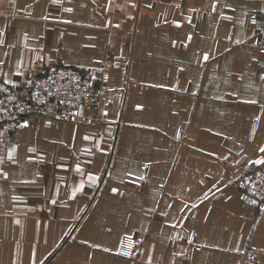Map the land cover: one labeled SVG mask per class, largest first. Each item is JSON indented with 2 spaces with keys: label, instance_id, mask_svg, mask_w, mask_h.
Listing matches in <instances>:
<instances>
[{
  "label": "crops",
  "instance_id": "0c3cea01",
  "mask_svg": "<svg viewBox=\"0 0 264 264\" xmlns=\"http://www.w3.org/2000/svg\"><path fill=\"white\" fill-rule=\"evenodd\" d=\"M212 3L0 0V80L27 84L58 63L98 91L81 108L90 124L26 117L11 134L0 264H238L248 243L264 264V215L235 186L264 159V47L249 22L264 0ZM126 239L134 260L116 254Z\"/></svg>",
  "mask_w": 264,
  "mask_h": 264
},
{
  "label": "built area",
  "instance_id": "2783aa9c",
  "mask_svg": "<svg viewBox=\"0 0 264 264\" xmlns=\"http://www.w3.org/2000/svg\"><path fill=\"white\" fill-rule=\"evenodd\" d=\"M249 22L254 28V43L264 47V16L259 18L251 13ZM30 81L32 83L13 87L0 80V156L23 118L37 116L79 124H90L95 119L92 113L81 110L98 103L93 80L81 67L51 63L35 72ZM182 136L183 129L178 128L176 137L181 139ZM235 186L241 206L264 215V165L247 161L235 178ZM192 239L193 232L189 241ZM262 251V246L246 244L239 252L238 264H255ZM116 254L129 260L135 258V250L125 244Z\"/></svg>",
  "mask_w": 264,
  "mask_h": 264
},
{
  "label": "snow or ice",
  "instance_id": "6c2138e0",
  "mask_svg": "<svg viewBox=\"0 0 264 264\" xmlns=\"http://www.w3.org/2000/svg\"><path fill=\"white\" fill-rule=\"evenodd\" d=\"M132 7H136V5L133 4ZM148 7H151V5H148ZM176 7H180V5H176ZM211 7H212L213 11L216 10V0H213V3H212V5H211ZM66 11H69V12H70V11H72V9L69 8V9H66ZM223 18H224V19H231V17H223ZM69 23H70V21H69ZM177 26H179V22H177ZM0 35H2V33H0ZM188 40H189V41L191 40V34L188 35ZM0 43H3V41H0ZM261 51H264V49H262ZM203 59H204L205 61H207V60L209 59V55H208L207 53H205ZM0 63H3V61H0ZM14 75H23V73H22V72H16V73H14ZM261 79H264V74L261 75ZM3 83H4V84H12L13 87H17V86H18V85H16L11 79H5V80L3 81ZM28 83H32V81H28ZM249 103L256 104L257 102H256L255 100H253V101H249ZM137 107L139 108V107H141V106L138 105ZM257 119H259V117H257ZM27 125H28V122L25 121V122H23L20 126H21V127H27ZM85 139H88V137H85ZM14 151H15V149H13V150H11V151L9 152L8 155H9V158H10V159L12 158V156H13V152H14ZM28 151H34V149L29 148ZM259 151H260L261 153H264V147L259 148ZM222 159L226 161V160H228V157H227V156H223ZM248 163H251V164H257V165H264V159H259V158H257V159H255V160H249ZM145 167H147V165H145ZM77 170H79V165H77ZM5 175H6V174H5ZM90 175H91V174H90ZM140 179H143V176H141ZM214 186H215V185H214ZM77 191H79V189H77ZM112 191H113V192H116L117 189H116V188H113ZM253 203H255V201H253ZM192 207L195 208L196 205L193 204ZM181 211H183V209H181ZM92 246H93V247H100V245H98V244H93ZM103 250H104V251H110V249H107V248H105V249H103Z\"/></svg>",
  "mask_w": 264,
  "mask_h": 264
},
{
  "label": "rangeland",
  "instance_id": "374dc122",
  "mask_svg": "<svg viewBox=\"0 0 264 264\" xmlns=\"http://www.w3.org/2000/svg\"><path fill=\"white\" fill-rule=\"evenodd\" d=\"M69 122V121H68ZM183 129V128H182ZM183 135H184V130H183ZM183 137V136H182ZM64 243L65 247H69L74 245V243L76 242L75 238H74V233L68 235L66 238H64L61 243ZM126 245V246H130L132 247L133 250H137V242H135L134 240H129L126 239L124 241L121 242V244L119 245V247H121L122 245ZM118 247V248H119ZM118 248L116 250H118Z\"/></svg>",
  "mask_w": 264,
  "mask_h": 264
}]
</instances>
